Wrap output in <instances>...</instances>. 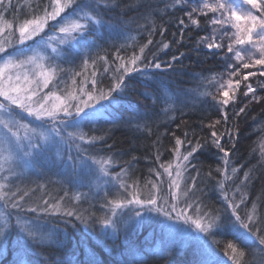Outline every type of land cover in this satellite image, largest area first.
Returning a JSON list of instances; mask_svg holds the SVG:
<instances>
[{"label": "snow or ice", "instance_id": "1", "mask_svg": "<svg viewBox=\"0 0 264 264\" xmlns=\"http://www.w3.org/2000/svg\"><path fill=\"white\" fill-rule=\"evenodd\" d=\"M25 7L28 10L22 13L24 18L21 21L16 13L21 12ZM119 7V3L115 0H47V3L37 0L35 4L25 0L24 5H21L19 0L16 4L13 0H0V204L5 210L0 212V220L3 221L0 236H6L10 227H19L27 238L39 243L43 238L32 228L31 221L20 218V213L50 214L62 207L59 202L50 203L48 200L36 206L26 207L29 192L20 188L13 191L14 184L10 179L17 175L15 171L17 166L29 167L31 162L60 143L75 144L79 140L89 145L100 142L106 144L103 135H89L86 132L68 129H78L85 119H95L98 115L97 105L101 101L111 103L118 95L125 93L133 74H143L147 78L149 69L162 67L172 69L174 64L180 63L185 56L184 52H179L172 55L168 61H162L156 52H151L149 46L154 44L151 37L156 35L155 27L149 29L150 38L139 46L138 53L133 51L128 59L120 55L121 48L116 49L112 63L106 55L89 54L88 50L97 47L92 37L106 27L112 26L111 17L106 20L105 16ZM170 8L181 11L186 19L177 18L178 30L172 34L174 39L171 41L162 39L156 42L159 48L169 50L173 45L182 46L186 32L195 29L198 33L206 34L197 36L194 50L199 54L206 49L207 55L219 56L223 62V72L205 78L210 86H215V91L206 92L205 96L219 106L224 131L218 134L216 129V125L221 124V119L208 127L212 129L211 144L223 153L221 160L224 165L223 171L226 172L229 166V153L236 147L234 141L238 138L239 132L235 125L231 128L227 126L229 105L235 106L237 103L243 105L234 112V115L239 117L245 113L248 104L264 102V96L258 94V89L264 91V80L258 81L257 87L249 82L250 77L264 78V0H197L194 7L191 6L190 0H172L170 4L164 5V12L167 14ZM7 14H12L13 19L7 20ZM47 30L52 34L48 35ZM167 30V25L162 26L159 29L160 37L163 38ZM188 39L191 40V37L189 36ZM29 41L32 43L29 44ZM56 45H67L69 55L80 56L81 71L65 69L49 63L53 56L62 55L61 49ZM48 49L51 50L50 53ZM146 50L151 54H146ZM28 52L31 54L29 55ZM101 62L103 72L110 74L107 91L97 88L101 82L100 77L97 76L99 70L97 65ZM90 65L96 69L92 71L90 81L94 91L84 92L81 89V95H86L87 99L71 92L63 97L52 90L44 92L54 80L57 84L62 82L61 74H71L75 84V78L83 76ZM242 70L246 71L242 72ZM152 75L154 76L155 73ZM229 90L232 91L231 96ZM159 98L157 94L153 102H157ZM22 113L34 117L41 123L33 126L31 123L23 122ZM45 125L48 126L45 128ZM40 128H45V131H39ZM145 130L151 132L147 126ZM172 135L175 145L171 152L175 156V163L172 160L161 162L163 152L157 147L154 161L162 171L155 167L149 168V177L144 178L143 186L140 179L135 178L133 174L134 164L138 162L137 157L132 156L122 162H118L113 156L97 158L81 154L80 146L77 145L79 163L83 167L77 172L75 164L77 157L68 155L67 161L73 162L69 180L73 176L80 177L81 174L107 178L108 183L114 182L118 188V198L106 200V206L111 212L110 216L105 215L94 220L93 215L90 214L85 218L75 207H63V215L75 217L85 226H90V222H98L105 229L112 228L115 231L118 223L114 219L118 214L117 209L131 208L134 217L140 218L141 221L144 220L142 213L145 211L162 215L166 221L172 222L165 225L169 230L181 231L178 222L182 220L184 224L194 225L199 233L213 234L211 230L214 226H219L217 222L221 218L218 214L212 216L204 211L198 195L203 191L199 186L203 183L201 170L193 162L195 155L208 142V138L203 141L200 139L193 141L188 138V132L184 133L183 140L175 133ZM224 137H229L232 141L230 148L226 149L222 142ZM159 143L158 139L153 142L154 146ZM185 145H187L186 150L182 152L181 147ZM106 146L109 150L112 147ZM83 152L86 153L87 150L84 149ZM114 165H119L118 172L111 171ZM221 171V168L216 169L217 173ZM231 171L235 174L238 169L232 167ZM153 175L157 179H152ZM207 175L210 177L212 172L209 171ZM165 176L166 180L163 179ZM231 178V176L226 177L229 180ZM249 181L250 173L244 171L243 178L235 185L231 195L224 190L222 182L219 183V187L227 208L231 209V215L235 217V222L244 230L243 232L235 230L236 235L233 239L243 244L248 240V236H253L257 247L264 251V234H261L259 228L253 230L256 224L253 215L246 214V217L242 218L238 211L240 206L246 203L248 195L246 188ZM83 195L76 194L72 199L79 201ZM181 198H183V208L179 207ZM9 208L17 210L14 225ZM188 210H192L193 214H187ZM229 252L232 253L229 256L232 264H245V251L238 250L231 241L226 245V254ZM88 264H100V262L92 258Z\"/></svg>", "mask_w": 264, "mask_h": 264}, {"label": "trees", "instance_id": "2", "mask_svg": "<svg viewBox=\"0 0 264 264\" xmlns=\"http://www.w3.org/2000/svg\"><path fill=\"white\" fill-rule=\"evenodd\" d=\"M36 2L37 0H28L30 4ZM40 2L47 3V0ZM115 2L119 3L120 7L105 16L106 20L111 17L112 26L106 27L92 37L97 47L88 50L89 54L106 55L112 63L116 49L121 48L120 55L128 59L133 51L138 53L139 46L150 38L149 29L155 27L156 35L151 37L154 44L149 46L151 52H156L162 61H168L172 55L179 52H184L185 56L180 63L174 64L172 69L165 67L149 69L147 78L143 74H133L125 93L118 95L111 103L101 101L97 105L101 109L100 113L95 119H85L80 131L89 135H103L106 144L103 142L87 144V152L97 158L113 156L118 162L129 160L132 156L137 157L138 162L134 164L133 174L135 178L140 179L143 186L144 178L149 177V168L155 167L162 171L154 161L157 147L163 152L161 162L172 160L175 163V156L171 152L175 145L173 133L182 140L185 132H188V138L193 141L208 138V142L198 151L193 162L201 170L203 183L199 186L203 191L198 195L202 207L210 215L220 216L221 219L217 222L219 226L212 228L213 234H207L204 243L186 240L183 245L175 246L173 243H164V238H160L158 230L154 229L156 224L148 223L154 218L139 223H128L126 226L125 220L120 223L117 238L112 239L111 233L102 229L98 222H90V226H85L75 217L63 215V207H75L85 218L90 214L94 220L105 215L110 216L106 200L117 199V194L110 195L109 184L105 188L104 184L95 185L97 181L92 176L89 179L86 177L83 179L84 176L78 177L81 183L73 178L69 180V170L63 178L64 174L58 172L55 162L54 164L50 158L39 157L33 162L25 178L13 182V191L20 188L29 192L26 207L42 204L44 200L50 203L59 202L62 207L50 214L43 212L20 214L22 220L27 218L32 222V228L43 239L37 243L27 238L17 227H10L6 236H0V264H42V261L44 264H88L92 258L98 260L100 264H232L229 258L232 253L226 254V245L230 241L238 250L245 251V264H264V251L257 247L255 237L248 236V240L243 244L233 239L236 235L235 230L239 232L244 230L235 222V217L231 215V209L227 208L219 187V183L222 182L224 190L231 195L235 185L243 178V172L250 173L246 203L242 204L238 211L242 218L246 217V214H252L256 221L253 230L259 228L261 234H264V153H262L264 102L248 104L245 113L239 117H236L234 112L243 105L240 103L235 106L229 105L227 126L231 128L235 125L239 132L238 138L234 141L236 147L229 153L227 171H223L224 165L221 160L223 153L211 144L212 129L208 127L221 119V114L219 106L205 96L206 92L215 91V86H210L205 78L223 72L224 66L219 56L207 55L206 49L199 54L194 50L197 36L206 33H198L193 29L186 32L182 46L173 45L169 50H161L156 42L162 39L173 40L172 34L178 30L177 18L186 19L181 11L175 9L170 8L167 14L164 12V5L170 4L172 0H115ZM196 2L197 0H190L191 6H196ZM13 3L16 4L17 0H13ZM19 3L24 5L25 0H19ZM142 5L144 7H141ZM27 10L25 7L16 13L21 21L24 18L22 13ZM6 19L12 20L13 15L7 14ZM165 25L168 26V30L162 38L159 29ZM189 36L191 40L188 39ZM146 54L151 53L146 50ZM58 65L65 69L81 71L80 56L69 55V49L64 51ZM97 68L99 69L97 76L101 80L97 88L107 91L110 74L103 72L102 62ZM95 70L90 65L83 76L75 78V84L71 74H61L62 82L57 84L54 80L49 90L62 97L71 92L87 99L86 95H81V89L84 92L94 91L90 81L91 73ZM261 80L264 78H249L254 87H257L258 81ZM157 94L160 98L154 103ZM258 94L264 96V91L258 89ZM229 95H232L231 90ZM145 126L151 129L150 133L145 130ZM216 129L218 134L224 131L222 119L221 124L216 125ZM157 139L160 143L154 146L153 142ZM222 142L226 149L231 147L232 141L229 137H224ZM106 145H111V149L109 150ZM186 147L187 145L182 146L181 151H185ZM59 167L68 169L66 166ZM232 167L238 169L235 174L231 171ZM217 168H221L222 171L217 173ZM119 170V165H114L112 172ZM209 171L212 172L210 177L207 175ZM227 176H231V180L226 179ZM151 178L157 179L154 175ZM163 179L166 180L167 177ZM76 194L84 195L81 200L75 201L72 197ZM60 197L65 198L60 200ZM13 216L14 225L17 214ZM204 247L215 252L214 256L207 258Z\"/></svg>", "mask_w": 264, "mask_h": 264}, {"label": "rangeland", "instance_id": "3", "mask_svg": "<svg viewBox=\"0 0 264 264\" xmlns=\"http://www.w3.org/2000/svg\"><path fill=\"white\" fill-rule=\"evenodd\" d=\"M18 15L20 16V14H18ZM47 31H48V35H51L52 34V32L50 30H47ZM37 40H39V37H37ZM28 43L31 44L32 42L29 41ZM53 43L55 45V42H53ZM56 46H58L61 49L62 55H63L64 51H66L68 49V46L67 45H56ZM11 50L12 49H10V51ZM25 51H27V49H25ZM47 51L49 53L51 52L50 49H48ZM28 54L30 55L31 52H28ZM62 55L60 57L53 56V59L51 61H49V63L57 64L58 65V61L61 59ZM50 85H49V88H50ZM49 88L48 89H44V92H48L49 91ZM51 102L52 101H50V103ZM97 109H98V114H99L101 109H100L99 106L97 107ZM21 115L24 116V121L23 122L31 123L33 126L39 125L41 123L40 121H37L34 117L28 116L26 113H22ZM47 126L48 125H45V128ZM45 128H40L38 130L39 131H45ZM80 129H82V124L80 125V127L78 129H71V128H69L68 130L69 131H80ZM77 145L80 146L81 154H83V155H90L88 152H86V153L83 152V150L86 149V147H87V143H83V142L77 140L75 144H71V143H68V144L60 143L59 145H57L56 147L52 148L50 151L44 153L40 157H43L45 159H49L50 158L53 163L55 162L57 164L55 166V168L58 170V172L60 174L61 173L64 174V176H63V178H64L66 176L68 170H69L68 174L69 175L71 174L72 167H73V162L72 161H67V156L68 155H71L73 157H77V160L75 161L77 172H80V169L83 167L79 163L78 153H77V147H76ZM33 162H31V164H30L29 167H24L23 165L17 166L15 168V171H16L17 175L14 176V177H11L10 179L14 182L17 179H23V178H25L29 174V172H30V170L32 168ZM59 166H66V167H68V169L63 168V167H59ZM113 168H114V166H113ZM113 168L111 169V171L113 170ZM86 171L87 170H85V172ZM114 172H116V171H114ZM81 176H84L83 179L85 177L87 179L90 178V175H87L86 176L84 174H81ZM72 178L74 180H76V181L78 180V177H75L74 176ZM94 180L97 181V183H95V185L104 184L103 185L104 188H105L106 185L109 184V190L108 191H110V195L117 194L118 188L116 187V185H115L114 182L113 183H108L107 182V178H99V177H94ZM78 183H81V182L78 180ZM95 185L93 186L94 188H96ZM121 194L123 195V193H121ZM179 207L180 208H183L184 207L183 198H181V202L179 204ZM2 211H5V210H4L3 206H2V204H0V212H2ZM10 211H11L12 215H14V216H15V214H17V211L16 210H14V211L10 210ZM118 212H119V214H117V216L114 217V219H116L118 221V223H117V229L115 231L112 228H106L105 229L103 227V225H102V229L107 230L108 232L111 233L110 237L112 239H116L117 238L118 231H119V227H120V223H123V222H125V220H127L125 222V226H126V225H128V223H130V224H132V223H139L141 221L140 218L134 217L131 208L117 209V213ZM123 213H124V215H123ZM20 214H22V213H20ZM187 214L192 215L193 214L192 213V210H188ZM142 215L144 217V220H150V219H153L154 218L152 221H149L148 223L154 222L156 224V228H154V229H155V231L158 230L159 235H160V238H164V240H163L164 243H170V244L173 243V245L175 244V246H181V245H183V243L186 242V240H188V241L189 240H194L195 242H202V243L205 242V236L207 234L197 232L194 225L184 224L183 221L181 220V221L178 222L180 229H182L181 231L169 230L165 225L167 223H172V222L166 221L165 218L162 215H159L156 212H146V211L143 212ZM15 218H17V216ZM205 222H207V221H205ZM12 223H13V221H12ZM0 228H3V221L2 220H0ZM9 229H8V231H9ZM17 229L19 231H21L19 227H17ZM22 233L24 234V232H22ZM22 233H20V234H22ZM152 233H154L153 230H152ZM163 235H164V237H163ZM167 240L169 242H167ZM204 248H205V256L207 258L209 256H211V255L214 256V253L215 252H211L210 248H206V247H204Z\"/></svg>", "mask_w": 264, "mask_h": 264}]
</instances>
